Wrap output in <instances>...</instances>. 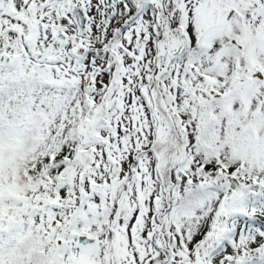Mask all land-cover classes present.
I'll use <instances>...</instances> for the list:
<instances>
[{"label": "snow or ice", "instance_id": "obj_1", "mask_svg": "<svg viewBox=\"0 0 264 264\" xmlns=\"http://www.w3.org/2000/svg\"><path fill=\"white\" fill-rule=\"evenodd\" d=\"M0 264H264V0H0Z\"/></svg>", "mask_w": 264, "mask_h": 264}]
</instances>
